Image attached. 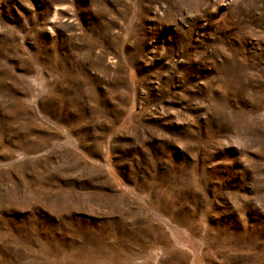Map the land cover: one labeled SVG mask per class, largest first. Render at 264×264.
Wrapping results in <instances>:
<instances>
[{"label": "rangeland", "instance_id": "374dc122", "mask_svg": "<svg viewBox=\"0 0 264 264\" xmlns=\"http://www.w3.org/2000/svg\"><path fill=\"white\" fill-rule=\"evenodd\" d=\"M0 264H264V0H0Z\"/></svg>", "mask_w": 264, "mask_h": 264}]
</instances>
